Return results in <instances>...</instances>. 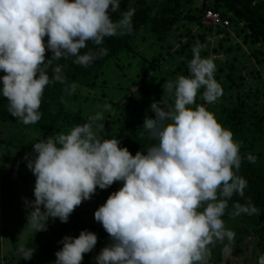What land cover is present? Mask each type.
Wrapping results in <instances>:
<instances>
[{"label": "clouds", "instance_id": "1", "mask_svg": "<svg viewBox=\"0 0 264 264\" xmlns=\"http://www.w3.org/2000/svg\"><path fill=\"white\" fill-rule=\"evenodd\" d=\"M120 3L0 0V71L4 73L0 94L7 99L12 117L24 125L36 124L42 117L44 89L51 83L66 85L69 95L75 92L78 85L68 82L64 65L52 67L54 61L74 57V64L88 67L108 54L101 47L105 38L131 35L136 10L121 12ZM117 12L120 18L114 21L111 14ZM89 41L96 51L81 54ZM203 48L199 42L193 46L189 76L165 82L174 105L165 110L160 101L151 104L154 118L146 116L143 128L158 143L146 153L133 156L118 139L99 135L103 124L96 122L104 120V112L113 111L110 104L67 134L33 144L34 158L26 154L24 159L35 177L34 200L24 199V205L30 209L27 222L35 232L47 231L49 219L67 223L97 188L122 181L123 186L94 212L95 221L112 241L95 257L96 264H210L217 243L231 254L236 234L222 217L226 212L230 219L260 215L251 198L243 204L234 202L228 212L229 200L233 195L244 198L248 187L238 174L242 159L255 163L257 158L252 154L242 158L233 133L218 123L214 113L196 104L201 88L207 104L223 94L213 59L200 55ZM48 51L52 56L46 60ZM60 243L55 264H82L97 236L84 230ZM33 253L23 245L17 249L24 260ZM257 264H264V253L258 252Z\"/></svg>", "mask_w": 264, "mask_h": 264}, {"label": "trees", "instance_id": "2", "mask_svg": "<svg viewBox=\"0 0 264 264\" xmlns=\"http://www.w3.org/2000/svg\"><path fill=\"white\" fill-rule=\"evenodd\" d=\"M128 8H135L136 10L132 17L133 31L131 35L105 38L101 47L108 49L106 56L95 60L88 67L74 64L72 62L75 59L74 57L68 60L54 61L52 67H55L56 64L64 65V74L69 83L75 82L78 85L76 89L99 90L102 92L109 84H112L110 81L111 76H115L114 73L109 77L106 75L111 62L117 61L122 55L134 54L138 38L147 36L160 44V51L165 50L166 57L169 56L167 60L169 69L167 72L161 73L158 78H155L152 73H157L159 60L156 57H152L150 60L143 59L148 64V68L144 70L143 75L139 78V89L147 96L145 104L160 101L161 107L167 110L174 105V96L164 90L165 82L175 80L181 75H190L188 62L192 59V48L196 42L204 46L200 53L201 57H210L209 50H206L209 46L206 32L214 34L213 36L216 38L222 37L211 52L215 56L222 55L225 60L216 66L217 71L215 73V79L223 90V94L220 96L223 102L215 108L205 107L215 114L218 123L233 133V139L241 145L240 155L242 158L246 154H252L257 158L255 163H249L247 159H242L238 174L247 180L248 187L245 189L244 198L233 195L228 202V212L231 211L234 202L243 204L247 198H251L254 205L259 208L260 215H244L236 219L245 224L247 223L251 228L253 226V229L254 227L258 228L255 232L264 233V105L261 110H257L255 101L249 104L247 101L249 99L242 97L244 81L242 71L244 65H242L241 57L237 56L241 46L230 44L231 37L241 35V43L251 52V57L257 59V56L261 55V48L264 47V0H121V12L126 11ZM207 12L218 13L221 19L229 22V27H211L204 24V16ZM111 16L115 21L120 18V13H112ZM191 25L196 26L200 33L194 35ZM177 32H179L178 37L185 41L176 40L174 44L169 45L168 40L170 38L175 39ZM46 42L47 37H45ZM225 43L229 45H225ZM175 45L178 47L170 55L168 51ZM256 46L259 49L255 50ZM96 48L97 46L89 41L87 47L81 49V54L89 49L96 51ZM51 56L50 51L46 52V60L50 59ZM3 75L4 73L0 71V77ZM48 75L51 78V68L48 70ZM253 75L257 74L251 71L249 76ZM219 78L222 81H219ZM108 79L110 80L108 81ZM130 84V87L137 85L134 82ZM65 87L66 85L56 82L49 84L44 89L39 109L42 117L36 124L29 125H24L19 119L10 115L7 99L0 94V124H9L24 130H34L44 138H48L55 137L54 130H59L62 126L72 129L76 125L88 122V119L82 117L79 113H75L70 117L67 105L73 93L71 95L67 94L64 91ZM0 88H2V85H0ZM128 90L129 88H126L125 92ZM203 91V88L199 90L196 104L204 106ZM102 96L106 95L102 94ZM112 98L116 97L112 96ZM84 101L89 100L85 99ZM191 107L195 108V105ZM149 115L152 116L149 117ZM146 116L150 119L154 118L151 108L140 117L131 112L129 119L124 121L123 128L118 132L119 136L121 135L120 147H126L133 156L138 151L146 153L149 147L158 143L156 140L149 139L148 134L144 131L143 123ZM25 141L26 144L22 146ZM19 142V146L27 150L28 154L35 155L33 144L38 141L27 140V137L22 135ZM118 190L111 187L102 190V197L106 198L104 203L111 193ZM227 218L230 217L226 212L222 219L226 220ZM84 230L97 236L96 245L109 244L105 241L103 243L102 239L104 237L101 235V231H96L93 227H86L85 221L81 219L79 214L73 212L67 223H61L58 219V227L51 231V236L34 231V236L24 244V247L33 249L34 253L30 260L21 258L22 264H55V253L63 247L60 243L62 239L65 236L77 238L79 233ZM88 255L91 256V253L84 254L83 264L86 259L89 260Z\"/></svg>", "mask_w": 264, "mask_h": 264}, {"label": "rangeland", "instance_id": "3", "mask_svg": "<svg viewBox=\"0 0 264 264\" xmlns=\"http://www.w3.org/2000/svg\"><path fill=\"white\" fill-rule=\"evenodd\" d=\"M191 30L194 35L200 33L196 26L191 25ZM178 33L175 35V39L170 38L168 40L169 45L174 44L176 40L185 41L178 37ZM205 35L207 42L209 41V46L206 50H209L210 58L218 66L219 63L225 61L224 57L220 54L215 56L211 51L222 37L216 38L213 36L214 34L208 32ZM240 37L241 35L231 37L232 41L230 44L241 46L237 56L241 57L242 65H244V70L242 71L244 75L242 97L249 99L247 100L249 104L255 101L256 109L261 110L264 105V47L261 48V55L254 59L251 57V52L247 47L241 43ZM225 45L229 44L225 43ZM159 47L160 44L153 39L147 36L139 37L135 44L134 54L122 55L117 61L111 62L109 68H107V77L113 73L115 76H111V80L108 79L112 84H109L104 91L75 90L67 105L70 117L75 113H79L82 117L88 119L97 112L103 111L105 104H110L113 111L104 112V120L96 122L103 124V129L97 131L105 139L116 138L121 141V135L119 136L118 132L123 128L124 121L129 119L131 112L140 117L151 108L152 102L145 104L147 96L139 89V78L143 75L144 70L148 68V64L143 59L150 60L152 57H156L159 60L158 68L160 69L157 68V73H152L155 78H158L161 73L167 72L169 69V63H167L169 56L166 57L165 50L160 51ZM177 47V45L173 46L168 51L169 54L172 55ZM257 49H259L258 46H256L255 50ZM119 67L120 69H118ZM251 71L258 76H249ZM219 81H222V79L219 78ZM133 82L137 85L130 87V83ZM126 88H129V90L125 92ZM101 93L106 96H102ZM112 96L116 98H112ZM85 99L89 101L85 102ZM222 102L223 100L219 97L214 103L207 104L204 102V106L215 108ZM151 116L149 115V117ZM70 130L62 126L61 129H55L54 132L56 135L59 133L67 134ZM22 135H25L27 140L31 141L44 139L43 136L34 130H24L9 124H0V264H22L21 258L17 254V249L21 245L24 246L34 236V230L27 222L30 209L26 210L24 199L28 201L34 200L35 177L26 166L27 160L24 157L28 154L27 150L19 146L21 144L19 138ZM25 144L26 141L22 143V146ZM29 158H34V155L29 154ZM110 187L120 189L122 182H114ZM102 193L103 191L97 188L91 199L82 202L73 211L78 213L81 219L85 221L86 227H93L96 231H101V235L104 237L102 239L103 243L104 241L109 242V244L96 245L90 252L91 256L88 255L87 257L89 260L86 259L84 264H96L95 257L100 253L101 249L112 242L102 225L94 219V212L104 204L106 199L102 197ZM224 221L226 227L233 230L236 234L233 251L229 255L223 251V245L217 243L215 247H212L210 264H241L242 260L243 264H257L258 252L264 253V233L255 232L258 228L254 227L253 229V226L251 228V226L239 219L227 218ZM46 227L47 231L41 232L45 233L46 236H51V231L58 227V218L49 219ZM227 243L228 241L225 240L224 244Z\"/></svg>", "mask_w": 264, "mask_h": 264}, {"label": "built area", "instance_id": "4", "mask_svg": "<svg viewBox=\"0 0 264 264\" xmlns=\"http://www.w3.org/2000/svg\"><path fill=\"white\" fill-rule=\"evenodd\" d=\"M204 24L211 27H221L228 28L229 22L227 20L221 19L218 13L207 12L204 16Z\"/></svg>", "mask_w": 264, "mask_h": 264}]
</instances>
